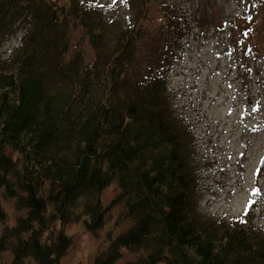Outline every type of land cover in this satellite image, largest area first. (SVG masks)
<instances>
[{"label": "trees", "instance_id": "1", "mask_svg": "<svg viewBox=\"0 0 264 264\" xmlns=\"http://www.w3.org/2000/svg\"><path fill=\"white\" fill-rule=\"evenodd\" d=\"M78 1L0 0V38L21 33L0 53V191L18 212L0 250L11 264H55L72 243L65 224L98 238L118 208L93 264H264L251 214L199 210L193 131L171 107L164 60L134 66L148 0H127L134 16L119 28Z\"/></svg>", "mask_w": 264, "mask_h": 264}, {"label": "rangeland", "instance_id": "2", "mask_svg": "<svg viewBox=\"0 0 264 264\" xmlns=\"http://www.w3.org/2000/svg\"><path fill=\"white\" fill-rule=\"evenodd\" d=\"M79 1L100 3L104 18L114 19L115 28L134 16L127 0ZM145 11L134 66L143 70L164 60L170 70L171 107L193 131L199 210L215 217L238 216L252 199L248 215L264 229V171L258 167L264 153V0H148ZM20 35L0 38V53ZM80 40L89 57L90 44L85 37ZM253 188L259 189L258 198ZM117 189L115 181L107 184L100 193L102 203ZM0 202L7 213L0 221L1 232L18 212L1 191ZM117 212L114 208L107 214L98 238L81 221L65 224L72 243L55 264H93L99 240ZM12 257L10 249L0 250V264H11ZM23 263L33 261L26 258Z\"/></svg>", "mask_w": 264, "mask_h": 264}, {"label": "snow or ice", "instance_id": "3", "mask_svg": "<svg viewBox=\"0 0 264 264\" xmlns=\"http://www.w3.org/2000/svg\"><path fill=\"white\" fill-rule=\"evenodd\" d=\"M256 109L254 108L253 111H255ZM255 130V129H254ZM262 160H264V157L261 158ZM259 172V169H257V173ZM256 173H254V178H255ZM259 193V189L257 188H253L252 189V194L253 195H258ZM255 203V201H253L252 199H249L247 204L245 205L244 209H243V214L247 215L249 212V209L251 208V206ZM243 222V221H242Z\"/></svg>", "mask_w": 264, "mask_h": 264}, {"label": "water", "instance_id": "4", "mask_svg": "<svg viewBox=\"0 0 264 264\" xmlns=\"http://www.w3.org/2000/svg\"><path fill=\"white\" fill-rule=\"evenodd\" d=\"M264 157V153L261 155L260 158ZM259 168H262L264 170V160L260 159L259 161Z\"/></svg>", "mask_w": 264, "mask_h": 264}]
</instances>
